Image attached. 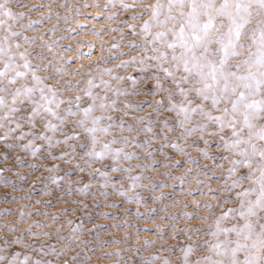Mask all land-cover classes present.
Instances as JSON below:
<instances>
[{
  "label": "snow or ice",
  "instance_id": "snow-or-ice-1",
  "mask_svg": "<svg viewBox=\"0 0 264 264\" xmlns=\"http://www.w3.org/2000/svg\"><path fill=\"white\" fill-rule=\"evenodd\" d=\"M53 5L80 12L59 0L32 6L0 0V158L13 159L10 167L31 161L26 175L15 173L19 181L41 172V187L20 188L26 193L21 199L40 191L77 207L53 215L22 206L14 223L0 224V264H89L87 253L95 249L82 238L84 219H92L89 208L113 194L139 206L145 197L138 189L168 187L142 183L152 179L144 175L150 167L145 161L158 164L157 152L171 159L166 148L186 159L165 168L188 165L184 175L164 173L179 181L171 187L191 196L184 187L194 183L201 197L210 198L191 201L193 212L185 205L173 213L169 208L183 201L162 194L153 197L161 207L137 210V217L169 222L142 230L155 238L135 249L140 264H264V0H104L92 6L111 23L93 34L115 33L112 43L99 49L89 43L87 53L77 48L74 57L57 35L68 15L61 17ZM94 56L95 62L82 63ZM10 167H0V183L14 193ZM77 194L100 200L89 205ZM53 200L35 203L54 207ZM77 211L82 215L74 227L72 219L65 221L67 234L56 227ZM33 216L43 219L29 224ZM180 220L187 223L178 228L173 221ZM157 241L163 242L158 249Z\"/></svg>",
  "mask_w": 264,
  "mask_h": 264
},
{
  "label": "rangeland",
  "instance_id": "rangeland-1",
  "mask_svg": "<svg viewBox=\"0 0 264 264\" xmlns=\"http://www.w3.org/2000/svg\"><path fill=\"white\" fill-rule=\"evenodd\" d=\"M24 2L28 3L30 6L37 5L40 3L47 4L50 0H24ZM60 3L67 2L70 8H79V14L75 12L66 13V10L60 8L58 5H53L54 11L59 12L61 17L65 14L68 15L69 23H63V20L59 21V28L57 31V35H63L65 39L61 42L62 47H67L71 45L73 51L69 52V57H74L76 55L75 49L79 48L81 52L87 53L88 50L86 48L89 43L95 44L96 48L99 49L101 43L103 42L105 47L109 46L112 43L111 37L115 36V33H104L102 39H98L93 33L105 29L110 21L104 19V17L100 14V8L93 7V4H100L101 6L104 3V0H59ZM18 11H27V9L17 8ZM43 9L40 11H35L31 13V19H37L39 16L43 14ZM94 16H97V19H93ZM57 23V21L53 20L51 23L47 24V27H52V24ZM70 30V31H68ZM43 31V30H41ZM35 33L29 32L28 35H33ZM95 37V38H94ZM100 53L99 51L95 52V56H98ZM95 56L93 60L89 61L87 59L83 60L82 63L87 65L89 63L95 62ZM111 66V65H106ZM127 134V133H126ZM164 152L167 153L168 156L171 157L169 160L165 156L160 155V153H156L153 159L159 161L158 164L152 165L151 161H145L150 165L149 171L145 172L144 175L151 176V180H145L142 183L149 185L155 184L159 181H163L165 185L168 187L158 188L155 192H152L151 189L148 190H141L138 189L137 191L143 197H145V201H142L141 204L138 206L135 203H126L123 198L119 195L113 194L106 198V200L100 201L99 207H90L89 211L86 215L92 216L91 220L84 219L85 224V231L83 234V239L85 241H91L89 247L95 249V251H89L87 253V257L89 258V264H129V262L135 261V264H140V261L137 259V253L135 252L136 248H139L144 239H154L155 237L150 233H145L142 231L143 229H152L156 225L166 226L169 222L164 221L161 219H156L153 217L149 219L146 215L143 218L137 217L135 212L139 210L140 212L147 213L152 208H159L161 204L156 203L153 200V197L160 196L162 194H169L170 196L174 197L177 200H182L183 204L179 205L177 208H169L170 212L176 213L179 212L181 209H184V206L187 205L185 209L188 212L195 211L191 201H198L202 202L210 197H201L199 193L195 189V185L187 184L184 187V191H188L189 189L192 190L193 195L185 196L181 193L179 187L174 190L171 185H179L178 180L170 179L168 176H165V172H170L174 176L184 175L186 168L188 165H184V167L178 168H165L166 164L172 163L175 164L177 161L186 159L181 157L179 154L175 153L174 150L164 149ZM189 152L195 156L197 155L191 149ZM31 162L26 160L24 165L20 167H10L12 163H14L13 159H9V161H5L4 159L0 158V167H10V171L6 173V176L9 180L15 181L18 185L17 190L13 193V189L11 185H5L0 183V212H5L10 210L11 215L0 217V224H9L14 223L19 216V209L22 206L27 205V208L24 209L25 211H40V212H48L53 215H59L61 210L65 207H77L76 205H65L62 202H58L53 200L51 196L44 195L40 191H34L32 194L31 200H23L21 197L25 196L26 193L21 191L20 188L25 189H32L36 188L39 189L42 184V180L37 179V177L41 176V172H35L31 178L27 181H19L16 179L15 173L20 172V174L26 175L29 172L27 168V164ZM155 168V171L152 168ZM47 173L44 172L43 176L47 177ZM79 175V173H77ZM54 187V186H53ZM66 187V185H64ZM215 187V185H213ZM47 191V190H45ZM203 191H207V189H203ZM57 196H60L61 193L57 192ZM13 196L16 199H13ZM76 198L81 199L83 202L92 205L94 201L100 200L99 197H83L77 194ZM65 200L71 199V197H64ZM36 200L41 201H48L53 200L54 207H44L43 204H36ZM115 202L116 207H108V204ZM145 203L147 207H145ZM164 205H168L171 203V200H164L162 202ZM102 213H108L109 217H117L116 219H110L103 215ZM200 215H207L206 212H200ZM82 213L77 211L75 215H69L67 217L61 218V224L56 225V227L63 226L64 233L67 234L70 231V227L65 223L67 219H72L74 224L72 227L75 226V223L79 221L76 220L77 216H81ZM163 212H157L156 217H163ZM42 217L33 216L28 223H32L33 220H41ZM50 223V221L48 222ZM179 227H184L187 222L180 220V221H173ZM192 224H198V221H192ZM114 225H121L122 227L116 228ZM28 224H23L21 227H27ZM88 229H93V231H88ZM137 230H141L139 233V238L137 237ZM44 231H50V229H44ZM4 233L0 232V236H3ZM171 236V232L168 233ZM99 237V239H95V237ZM105 241H119L118 244H110L105 245ZM51 243H56L55 238H53ZM181 243L183 242V238H181ZM163 243L162 241L156 242V248L158 249ZM167 243L175 244L176 241L168 240ZM132 248L133 251L129 252L127 249ZM75 251H79L77 248ZM153 252L156 249H152ZM121 253L122 259L114 255L115 253ZM75 252H71L68 254L65 259L70 258L71 255H74ZM108 254H113L110 259L105 258ZM140 254L147 256L149 253L141 252ZM83 259V257H82ZM175 260V257H172ZM63 264V262H61Z\"/></svg>",
  "mask_w": 264,
  "mask_h": 264
},
{
  "label": "bare ground",
  "instance_id": "bare-ground-1",
  "mask_svg": "<svg viewBox=\"0 0 264 264\" xmlns=\"http://www.w3.org/2000/svg\"><path fill=\"white\" fill-rule=\"evenodd\" d=\"M95 38V37H94ZM88 50V48H86ZM89 51V50H88ZM85 52V51H84Z\"/></svg>",
  "mask_w": 264,
  "mask_h": 264
}]
</instances>
